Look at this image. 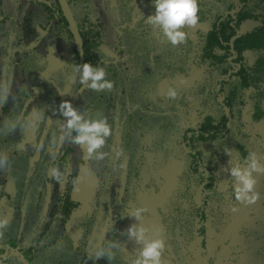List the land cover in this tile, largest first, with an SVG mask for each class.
Returning <instances> with one entry per match:
<instances>
[{
	"label": "rangeland",
	"instance_id": "obj_1",
	"mask_svg": "<svg viewBox=\"0 0 264 264\" xmlns=\"http://www.w3.org/2000/svg\"><path fill=\"white\" fill-rule=\"evenodd\" d=\"M46 1L54 0H0V67L7 65L6 73L11 71L29 88L40 89L33 103L55 108L62 101H70L81 110L91 107L101 115L108 113L113 121L111 144L123 148L127 141L122 135H131L124 156L127 167L106 177L101 187L86 179L80 191L72 193L70 187L62 190L47 177L51 163L47 156L41 155L29 169L28 156L33 155V149L27 147L10 172L0 171V219L9 220L8 229L0 236V249L7 241H14L24 251L32 249V255L26 252L30 264H108L103 259H88L86 251L88 245L91 251L108 232V238L121 244L113 264H129L141 245L125 234L135 223L126 214L144 207L148 212L139 223L152 231V238L164 239L163 264H264V175L257 176L256 189L261 193L257 203L237 205L239 210L233 213L235 202L230 190L235 181L228 176L230 158L222 147L233 149V164L246 166L235 151L243 147L239 143L257 152L264 164V148H260L264 144V116L256 120L253 111L241 110L226 135L202 145L205 168L208 163L214 166L215 179L204 207L199 180L191 171L188 151L181 141L186 127L197 125L207 114L218 113L210 101L217 76L201 68L195 54L198 31L204 25L185 28V44L174 47L163 40L158 29L140 21V14H154L152 0H75L71 12L83 23L85 14L102 22L104 42L95 52L102 61L100 66L106 68L107 78L114 82L110 92L86 95V89L76 90L75 78L70 75L73 39L55 28L56 19L42 7ZM258 3L260 0H247L252 8L259 7ZM226 6L228 3L222 11ZM261 13L264 15V10ZM123 23L134 26L121 33ZM47 24L51 30L39 39V27ZM169 87L176 89L175 100L164 95ZM95 98L101 101L97 106L90 104ZM203 102L206 105L198 107ZM169 122L174 124L171 131L175 132V140L167 143L159 155L153 153L152 159V152L144 151L145 144L154 138L167 139ZM144 133L148 134L145 140H137ZM69 149L64 158L73 157L74 170L79 150ZM109 163L118 161L110 157ZM65 192L71 200L87 198L69 220L62 212L57 214V203ZM4 193L10 196L8 201L3 200ZM224 194L228 195L223 199ZM105 216L110 218L108 224L104 223ZM156 227L161 230L155 232ZM68 229L73 235L67 233ZM78 229L84 230V238ZM228 235L225 247H220ZM7 262L28 264L16 249Z\"/></svg>",
	"mask_w": 264,
	"mask_h": 264
},
{
	"label": "clouds",
	"instance_id": "obj_2",
	"mask_svg": "<svg viewBox=\"0 0 264 264\" xmlns=\"http://www.w3.org/2000/svg\"><path fill=\"white\" fill-rule=\"evenodd\" d=\"M152 6L154 14L146 17L140 14V21L158 29V34L170 45L175 47L185 44L187 33L184 29L195 27L200 20L199 0H152ZM6 69L7 65L0 67V113H3L0 115V171L10 172L17 157L25 154L27 147L33 149V155L28 156L29 169L41 155L47 156L51 160L46 169L47 177L62 190L70 187L72 193L79 192L80 185L86 179L101 187L106 177L117 170L126 169V146L118 148L109 142L113 135L112 120L91 107L82 110L74 107L70 101H62L55 108L33 103L40 89L29 88L27 84L18 81L11 71L6 73ZM70 75L75 78L78 92L86 89L90 93H101L110 92L114 88V82L107 78L105 66L88 62L75 63L70 65ZM164 95L169 100H175L176 89L169 87ZM239 145L243 147L235 151L246 166L233 164V149L222 144L224 154L230 158L228 176L235 181L230 190L231 200L235 202L231 206L233 213L239 210L237 205L251 206L257 203L261 198V193L256 189L257 176L264 175V164L258 153L248 150L243 143ZM69 148L79 150V160L75 162L72 171L68 169L74 163L73 157L64 158ZM110 157L118 163H109ZM225 195L228 194L222 195L223 199ZM147 212V208L136 207L126 214L135 223L128 226L125 234L129 240L141 245L138 254L129 264H163L166 251L164 239L152 238V231L139 223ZM109 221L110 218L105 216L104 223L108 224ZM113 224L111 221V227ZM8 226L7 218L0 219V236ZM160 230V227L154 229L155 232ZM77 231L84 238V230ZM107 233L91 251L88 245V259H103L108 264L116 261L121 244L108 238ZM15 248L16 245H10L0 249V261L7 264L9 254Z\"/></svg>",
	"mask_w": 264,
	"mask_h": 264
},
{
	"label": "trees",
	"instance_id": "obj_3",
	"mask_svg": "<svg viewBox=\"0 0 264 264\" xmlns=\"http://www.w3.org/2000/svg\"><path fill=\"white\" fill-rule=\"evenodd\" d=\"M74 1L67 0L70 7ZM218 1L221 2L222 0ZM235 1L230 0L229 7L224 12L221 10V5L214 1L199 0L200 20L197 25L203 24L204 27L198 31L199 48L196 49L195 54H197V59L200 61V67L211 72L212 77H214L213 75L217 76L211 87L213 96L210 101L212 102L211 107L216 108L218 113L217 115L207 114L197 125L186 127L183 130L181 141L188 151L191 170L200 178L199 186L205 196L212 188L215 179L213 177L214 166L208 163V167L205 168V158L201 150L202 145L211 144L226 135L230 130L233 118L241 115V110L253 111L252 115L256 117V120L264 116V15L261 13V10H264V0H260L259 7L255 6L254 8L249 7L247 0H238L239 3H235ZM42 7L52 13L51 18L56 19L55 28L63 30L73 39L72 64L86 62L97 65L102 64L101 59L95 52L97 47L99 48L104 42L101 21L99 22L93 15L85 14V23H83L75 15V12L72 14L81 38V44H79L71 31L62 0L43 2ZM246 20L257 21L258 24L241 30V26ZM133 26V23H123L120 25V32L122 33L123 30L128 28L132 29ZM39 29L38 38L40 39L41 36L49 33L51 27L47 24L44 27L40 26ZM36 42L38 40H35L34 44ZM202 63L204 67L201 65ZM177 68L179 72H182L181 67ZM113 76L115 77L116 73ZM87 94L95 93L87 91ZM92 100L90 104L94 106L101 102L98 98H95V103ZM108 101L112 102V97H109ZM205 102L207 103V100ZM205 102L199 103L198 107L202 108V105H206ZM111 105H114L113 102ZM103 115L109 118L108 113ZM214 116H216V119L213 118ZM168 126H170V131L167 139L154 138L149 145L145 144L147 150L144 149V146L142 147L145 152H152V159L155 156L152 155L153 153L159 155L160 151L167 146V143L175 140V132L171 131L174 124L169 122ZM147 130L146 132L149 133L150 131ZM147 133L140 134L137 140H145V136H148ZM122 136L124 140L126 139L125 144L129 148L131 135L125 133ZM122 138L120 137V139ZM124 142L120 141L121 144ZM69 152L70 149H67L64 157ZM68 171H72V168L70 167ZM136 172L138 176V171L136 170ZM67 188H65V191L68 190ZM65 193L57 203V214L62 212L69 220L75 210L87 202V198L75 201L67 196V192ZM9 198L10 196L4 193L3 200L8 201ZM67 233L73 235L69 229ZM10 245H16L15 249L24 259L27 256L25 260L30 264L31 261L26 252H30L32 255L34 250L24 251L14 241L4 243V247ZM2 262L4 263V261Z\"/></svg>",
	"mask_w": 264,
	"mask_h": 264
},
{
	"label": "flooded vegetation",
	"instance_id": "obj_4",
	"mask_svg": "<svg viewBox=\"0 0 264 264\" xmlns=\"http://www.w3.org/2000/svg\"><path fill=\"white\" fill-rule=\"evenodd\" d=\"M66 1V0H65ZM211 2H212V0H210ZM214 2L215 3H218V4H220L221 6L220 7H222L225 3H228V6H226V8H225V10H224V12L228 9V7H229V2H230V0H222L221 2H219L218 0H214ZM66 3H67V5H68V7L70 8V6H69V4H68V2L66 1ZM235 3H239L238 2V0H236L235 1ZM211 7V6H210ZM209 8V7H208ZM221 10H222V8H221ZM70 11H71V9H70ZM72 13V12H71ZM211 14V13H210ZM73 16V15H72ZM248 22H256L257 24H258V22L257 21H253V20H246V21H244L243 22V24H242V26H241V30H245V29H247V28H250V27H252V26H254V25H251L250 23H248ZM257 24H255V25H257ZM200 25H202V24H200ZM202 31H203V29H202ZM198 37H199V35H198ZM190 42V41H189ZM198 46V47H197ZM196 47L197 48H199V38H197V43H196ZM196 48V49H197ZM199 60V59H198ZM200 62V61H199ZM201 65H203V67H204V64L202 63ZM220 140V139H219ZM218 141V140H217ZM213 143H215V142H213ZM260 148H264V144H262L261 143V146H260ZM192 171V170H191ZM193 172V171H192ZM194 173V175L197 177V179L199 180L200 178H199V176L195 173V172H193ZM213 186H214V183H213V185H212V188L208 191V193H207V196H205L204 195V193H203V191L201 190V188H200V190H201V194L204 196V200H205V202L203 203L204 205L205 204H207V200H208V198H209V195L211 194V190H213ZM204 205H202V207L204 206ZM262 220V222L264 223V213H263V218L261 219ZM229 238H230V235H228L227 236V238L226 239H224V243H222V245L220 246V247H225V245H226V243H227V241L229 240ZM227 240V241H226Z\"/></svg>",
	"mask_w": 264,
	"mask_h": 264
},
{
	"label": "water",
	"instance_id": "obj_5",
	"mask_svg": "<svg viewBox=\"0 0 264 264\" xmlns=\"http://www.w3.org/2000/svg\"><path fill=\"white\" fill-rule=\"evenodd\" d=\"M62 4H63L64 10H65V15H66L67 19L69 20L71 31L75 35L77 42L79 44H81V38H80L79 32L76 28V24L74 22V18L72 16L70 8L68 7L65 0H62ZM248 23H250L251 25L257 24L256 22H248Z\"/></svg>",
	"mask_w": 264,
	"mask_h": 264
}]
</instances>
